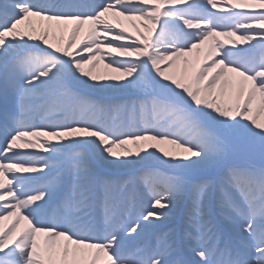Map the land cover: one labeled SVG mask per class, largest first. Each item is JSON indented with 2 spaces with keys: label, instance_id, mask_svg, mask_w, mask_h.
Wrapping results in <instances>:
<instances>
[{
  "label": "snow or ice",
  "instance_id": "6c2138e0",
  "mask_svg": "<svg viewBox=\"0 0 264 264\" xmlns=\"http://www.w3.org/2000/svg\"><path fill=\"white\" fill-rule=\"evenodd\" d=\"M0 79V264H264V0H0Z\"/></svg>",
  "mask_w": 264,
  "mask_h": 264
},
{
  "label": "rangeland",
  "instance_id": "374dc122",
  "mask_svg": "<svg viewBox=\"0 0 264 264\" xmlns=\"http://www.w3.org/2000/svg\"><path fill=\"white\" fill-rule=\"evenodd\" d=\"M129 33H131L133 36H135V31H129ZM260 53L258 52L257 55H259ZM103 67V62H101L100 64L97 65L96 69V74L97 75H101L100 74V70ZM102 76V75H101ZM0 86L3 89V82H0ZM256 163H259V160H256ZM192 204V199H191V193H187L183 196H181L180 198V205L178 206V208L175 210V213L173 214V216L170 218V220L168 221V226L170 227H176V221L178 220L179 222H181V226L183 225L187 213L189 212V208ZM211 211L214 214V217L217 219V221L223 223L221 216H220V208L218 206L213 207L211 209ZM180 212V213H179Z\"/></svg>",
  "mask_w": 264,
  "mask_h": 264
},
{
  "label": "bare ground",
  "instance_id": "6f19581e",
  "mask_svg": "<svg viewBox=\"0 0 264 264\" xmlns=\"http://www.w3.org/2000/svg\"><path fill=\"white\" fill-rule=\"evenodd\" d=\"M137 24L139 25V22H137ZM124 26L128 29V31H135V29H133L132 25L130 23H128L127 21L124 22ZM141 31H144L143 27L140 28ZM220 39H224L223 37H221ZM226 43V41H225ZM193 61L195 60V53L192 54V58H191ZM107 62L106 60L103 62V67L102 69L100 70V74L103 76V75H119V73H114L112 72L110 69H107L104 67V63ZM194 63L192 64H189L187 66V71L190 73L194 67ZM185 69V65H184V62H183V59H181L179 61V67L177 69H174V71H184ZM96 71L97 69L95 68L94 69V73L96 74ZM4 109H5V100H4V96H3V89L1 88L0 86V117H2V114L4 112ZM152 166H155V165H152ZM121 172H125V173H131L133 171H121ZM135 172V171H134ZM180 213V212H179ZM8 222L5 221V224H7ZM180 225L181 226V222H179L178 220L176 221V225L175 226H178ZM171 227V226H170Z\"/></svg>",
  "mask_w": 264,
  "mask_h": 264
}]
</instances>
